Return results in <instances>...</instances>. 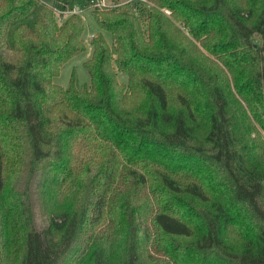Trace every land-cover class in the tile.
<instances>
[{
    "label": "trees",
    "instance_id": "trees-1",
    "mask_svg": "<svg viewBox=\"0 0 264 264\" xmlns=\"http://www.w3.org/2000/svg\"><path fill=\"white\" fill-rule=\"evenodd\" d=\"M108 1L0 0V264H264V0Z\"/></svg>",
    "mask_w": 264,
    "mask_h": 264
},
{
    "label": "rangeland",
    "instance_id": "rangeland-1",
    "mask_svg": "<svg viewBox=\"0 0 264 264\" xmlns=\"http://www.w3.org/2000/svg\"><path fill=\"white\" fill-rule=\"evenodd\" d=\"M46 2L48 5L53 4V0H43ZM108 1V0H106ZM112 3V2H111ZM90 9H84L82 11V15L84 17V21L86 23V30L84 33V38L86 40L87 48L79 53L78 55L74 56L71 58L62 68V71L58 77L55 78V83L61 84L63 86H68L69 81L71 79L72 72L75 70L76 72V78H77V85L79 87H82L85 83H89L90 81V76L87 71V69L84 66V62L92 55L93 52V47L90 44V38L92 34L95 32H98L101 30L97 22L95 21L94 17L92 16V13L89 11ZM167 11V10H166ZM106 33V37L108 41L111 43V34L108 32ZM119 79L121 81H126L127 80V74L119 72ZM36 219L37 222L42 225L43 224V218L41 217L40 213L38 210Z\"/></svg>",
    "mask_w": 264,
    "mask_h": 264
},
{
    "label": "built area",
    "instance_id": "built-area-1",
    "mask_svg": "<svg viewBox=\"0 0 264 264\" xmlns=\"http://www.w3.org/2000/svg\"><path fill=\"white\" fill-rule=\"evenodd\" d=\"M130 0H123L122 2H120L119 4H123L125 2H128ZM90 5L93 7H105V6H114V3H111L109 1L106 0H90ZM82 9H74L72 11L66 10V11H60V13H62V17L66 16L67 14H70L71 12H82Z\"/></svg>",
    "mask_w": 264,
    "mask_h": 264
}]
</instances>
